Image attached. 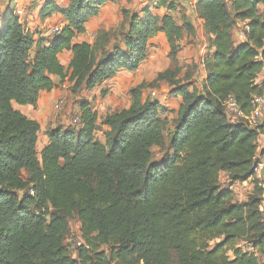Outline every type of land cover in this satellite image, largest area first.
Instances as JSON below:
<instances>
[{"label": "trees", "instance_id": "16d2710c", "mask_svg": "<svg viewBox=\"0 0 264 264\" xmlns=\"http://www.w3.org/2000/svg\"><path fill=\"white\" fill-rule=\"evenodd\" d=\"M157 1L158 8L175 9ZM108 2L114 0H70L65 9L46 3L41 20L58 14L67 24L36 41L10 11L0 28V264H260L264 189L254 173L264 158V150L257 156L260 129L229 123L222 102L231 95L248 115L252 97L264 94V81L256 84L264 65V0L197 1L212 53L201 60L206 76L200 91L188 76L178 78L181 67L157 75L155 82L181 98L170 126L155 101L142 100L139 85L129 91L128 108L101 120L108 128L104 144L94 135L96 112L80 100L79 125L48 130V144L37 154L40 127L12 102L35 107L41 92L56 89L52 77L78 93L121 70L135 72L159 32L176 63L183 32L193 33L148 8L141 15L122 10L129 24L123 49H104L110 32L93 44L74 43ZM236 22L249 29L238 45ZM63 52L72 54L67 68L58 60ZM221 174L230 185L254 182L246 202L234 201L219 183ZM72 218L85 245L75 256L65 244ZM238 241L244 249L234 246Z\"/></svg>", "mask_w": 264, "mask_h": 264}, {"label": "crops", "instance_id": "0c3cea01", "mask_svg": "<svg viewBox=\"0 0 264 264\" xmlns=\"http://www.w3.org/2000/svg\"><path fill=\"white\" fill-rule=\"evenodd\" d=\"M167 1L174 4L175 9L173 11L156 7L158 3L157 0H114V2L105 3L100 8L97 17L89 20L86 23L84 26L85 32L83 34L77 35L73 39V42L77 44L83 42L93 44L101 33L112 32V34L107 37V42L104 46V49L107 52H111L115 45H117L120 49H123V35L127 32L129 24L124 23L121 10H126L131 15H141L142 11L146 8H148L155 16L171 17L178 27L189 25L193 31L191 34H188L186 31L183 32L182 40L179 43L181 50L176 57V63H174L169 56L170 48L165 34L159 32L149 39L147 58L137 71L128 72L121 70L115 75V77L103 82L101 85L94 87L92 90H81L80 94L84 93L88 96L85 98V100L82 97L75 96L77 97L75 99L77 101L75 102L83 99L84 101L90 103L93 110L96 112L97 130L95 131L94 135L101 144H104V135L108 131L107 127L100 124L101 120L113 112L126 109L130 106L131 100L129 91L141 84V76H151L156 80V77L159 73L165 70H173L176 66L181 67V72H183L188 68L187 66L191 65L192 63L198 65V55H202V57H204L205 54L212 53V51H210L207 47V36L203 30L202 20L194 12L193 7L190 5V0ZM49 2L60 9H65L69 5L70 0H0V28L4 26L6 15L9 11L12 12L14 16H16L15 11H21L23 16H16V18L20 24H22L27 30L34 34L33 39L35 41L39 37H48L51 29L62 28L67 24L64 18L58 14H54L43 21L41 20L40 11L43 5ZM259 11H264V5L259 6ZM120 25H123V31L119 29L116 32V29ZM243 25H246V23H241V26ZM236 33L237 31H233V41L236 45H238L242 41L237 40ZM262 51H264V42ZM71 58L72 54L70 52H63L58 56V60L64 68L68 67ZM200 67V72L197 71L192 75V77L189 76V81L193 83V87L200 85L201 90V83L205 79L206 72L202 64H199V68ZM52 80L57 85L59 79L52 77ZM199 80L201 81L200 84L198 83ZM263 81L264 65L261 74L256 80V84L260 85ZM156 83H162L169 88L168 84L165 82ZM102 93H105V95L101 96ZM60 96L61 94L59 91L55 89L51 92H41L35 107L21 106L15 102L11 103L14 111L20 113L28 120L38 123L40 127L36 144L38 155L48 144V138L46 134L47 131L56 127L65 129L68 126H71L72 121L77 119L79 114L78 105H74L73 107L68 106L70 107V109H68L69 111H67L65 115L58 117V114L55 113L53 106ZM141 97L142 100H145L142 93ZM173 97H176L173 102L172 96L171 101L166 100L165 97L158 98V96L156 99H150L151 101H155L158 104L160 118L166 120L169 126L177 119L178 109L181 104V98L179 96L173 95ZM64 106L65 102H63L61 110L64 108ZM71 118H73L72 121H70ZM254 127H258L260 129V133L257 138V152H260L264 150V121H259L258 124L252 128ZM152 150L155 154V158H158L161 155L158 148H153ZM245 184L246 182L234 183L232 186L241 187Z\"/></svg>", "mask_w": 264, "mask_h": 264}, {"label": "rangeland", "instance_id": "374dc122", "mask_svg": "<svg viewBox=\"0 0 264 264\" xmlns=\"http://www.w3.org/2000/svg\"><path fill=\"white\" fill-rule=\"evenodd\" d=\"M121 12H122V10H121ZM124 23H126V22L124 21ZM119 29L123 31V25H120L116 29V32ZM241 30H243V27L241 26V23L240 22H236L233 31H241ZM110 33H112V32H110ZM201 57H202V55H198L197 56L198 65L197 64L195 65V64L192 63L191 65L187 66L188 68L186 67L187 69H185L183 72H181L178 75V78L183 79V77H187L188 76V79H189V76L192 77V75L195 72H197V71L200 72L201 67L199 68V64L201 65V61H200ZM140 82H141L140 85H141V89H142L141 93L144 95V99H149L150 100L151 99L150 98V93L151 92H155L157 94L158 98L159 97L160 98L165 97L166 100H170V101H171V96H172V102L176 98V97H173V95L170 94V90H169L170 87L168 88L162 83H156L155 79H153L151 76H149V77L141 76ZM194 83H196V82H194ZM198 83L200 84L201 81L199 80ZM194 88H196V90L200 91V85H198V86H196ZM56 89L61 94V96L57 99V102L60 101V100L62 102H65L64 108L62 110L60 109L61 111L60 110L58 112L55 111V113L58 114V117H60L62 115H65V113L67 111H69L68 109H70V107H68V106H72L73 107L74 105H78L79 101L75 102V101H77V100H75L77 98L75 96L82 97L84 100H85V98L88 97L84 93L83 94H80V92L73 93L71 91V85L68 82H66V81L65 82H61L59 80L57 82ZM83 99H81V100H83ZM72 120H73V118L70 119V121H72ZM161 154H163V153H161ZM161 156H159L158 158H160ZM257 156L259 157L258 152H257ZM258 164L264 165V158H262V159L259 158ZM256 178H257L258 181L261 182L262 188L264 189L262 180L259 177V175H256ZM219 183H220V185L223 188H229V186H230L228 180H226V178H225V176L223 174H221L220 177H219ZM253 189H254V182L252 180L246 182V184L241 186V187L233 188L231 191L233 193L234 201L236 203H244V202H246L248 197L253 193ZM263 196H264V194H263ZM68 226H69L68 234H67V237H66V240H65V244L66 245H70V244L76 243L80 239L79 222L75 218H72L69 221ZM214 244H215V242L211 243L209 246L212 247ZM234 246L236 248H239V246H240V247H242L244 249V243H241L240 241L235 242ZM228 256L231 257V254L228 253ZM259 262H260V264H264V257H262L261 260L259 259ZM172 264H175V263L173 262Z\"/></svg>", "mask_w": 264, "mask_h": 264}, {"label": "built area", "instance_id": "2783aa9c", "mask_svg": "<svg viewBox=\"0 0 264 264\" xmlns=\"http://www.w3.org/2000/svg\"><path fill=\"white\" fill-rule=\"evenodd\" d=\"M197 1L198 0H190V5L193 7L195 13H196L195 5H196ZM15 15L17 17H22L23 13L21 11H15ZM242 27H243V30L237 31V33H236V38L239 41L245 40L246 33L249 30L247 25H243ZM60 29L61 28L51 29L48 37L58 35L60 33ZM201 64H202V62H201ZM150 98L156 99L157 94L155 92H151ZM62 106H63V102L60 100V101L55 103L53 108L56 112H58L62 108ZM222 108H223L224 114L226 116V119L229 123L235 124L239 121H242V122L246 123L248 126L253 127V126L257 125L260 120L264 121V94L255 95L252 97L251 111L248 115L244 114L240 110V108L238 107L237 103L235 102L234 98L231 95H228L224 99V101L222 102ZM72 125L78 126L79 125L78 120L74 119L72 121ZM261 166H262L261 164H257V166H255L254 173L256 175H259V170H260ZM233 188H237V187H233L232 185H230L228 189L232 190ZM28 195L33 196V192L31 190H29ZM81 247H85V245L79 239L78 242L70 244L68 246V249L72 252V255L75 256L77 249L81 248Z\"/></svg>", "mask_w": 264, "mask_h": 264}, {"label": "water", "instance_id": "95a60500", "mask_svg": "<svg viewBox=\"0 0 264 264\" xmlns=\"http://www.w3.org/2000/svg\"><path fill=\"white\" fill-rule=\"evenodd\" d=\"M259 177L261 178L264 187V165H262L259 170Z\"/></svg>", "mask_w": 264, "mask_h": 264}]
</instances>
